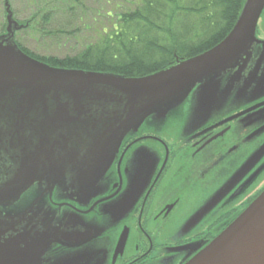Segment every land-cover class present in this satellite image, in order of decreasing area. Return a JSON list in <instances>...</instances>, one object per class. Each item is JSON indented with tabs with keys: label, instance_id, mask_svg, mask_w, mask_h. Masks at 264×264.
<instances>
[{
	"label": "flooded vegetation",
	"instance_id": "af4514ba",
	"mask_svg": "<svg viewBox=\"0 0 264 264\" xmlns=\"http://www.w3.org/2000/svg\"><path fill=\"white\" fill-rule=\"evenodd\" d=\"M255 35L220 78L225 102L199 110L196 86L127 133L91 183L60 159L21 168L1 152L0 264H186L201 252L264 190V9Z\"/></svg>",
	"mask_w": 264,
	"mask_h": 264
},
{
	"label": "water",
	"instance_id": "95a60500",
	"mask_svg": "<svg viewBox=\"0 0 264 264\" xmlns=\"http://www.w3.org/2000/svg\"><path fill=\"white\" fill-rule=\"evenodd\" d=\"M263 9L264 0H245L232 30L215 47L150 76L125 78L53 68L24 54L14 40L23 25L6 3L0 35V154L16 156L21 168L30 158L60 159L61 171L73 173L79 184L91 183L88 172L107 167L104 160L127 133L149 117L164 119L196 86L197 108H215L229 91H220L222 74L245 63L257 43ZM186 264H264V190Z\"/></svg>",
	"mask_w": 264,
	"mask_h": 264
},
{
	"label": "trees",
	"instance_id": "16d2710c",
	"mask_svg": "<svg viewBox=\"0 0 264 264\" xmlns=\"http://www.w3.org/2000/svg\"><path fill=\"white\" fill-rule=\"evenodd\" d=\"M86 1L57 0L54 3L51 0H33V4L28 6L34 12L30 19L21 22L7 5L13 19L23 25L24 29L18 32H25L32 22L35 25L48 23L53 12L73 16L79 10L78 22L85 27L88 22L84 12ZM116 1H123L129 8L121 10L118 4L104 0L107 8L112 7L105 12L106 22L97 29L95 39L85 43L72 56H35L21 46L17 34L15 41L24 54L53 68L142 78L218 45L232 30L245 0ZM6 3L4 0L0 35L6 28ZM58 33L64 34L63 31ZM62 38L68 40V37Z\"/></svg>",
	"mask_w": 264,
	"mask_h": 264
},
{
	"label": "rangeland",
	"instance_id": "374dc122",
	"mask_svg": "<svg viewBox=\"0 0 264 264\" xmlns=\"http://www.w3.org/2000/svg\"><path fill=\"white\" fill-rule=\"evenodd\" d=\"M51 1L55 3L57 0ZM110 1L111 4H118L121 10L129 8L123 1ZM103 3L104 0L86 1L84 12L86 13L88 22L85 27L78 22L80 16L79 10L74 13L73 16L65 14L64 12H53L51 20L48 23L40 22L35 25L32 22L29 29L25 28V32L17 31L18 41L24 49L35 56L54 58L72 56L82 48L85 43L87 44L95 39L97 29L106 22L105 12L112 9V7L107 8ZM7 4L16 15L19 22L30 19L31 14L34 12V9L32 10L30 6H28V4H33V0H7ZM4 10V0H0V25L4 20ZM58 31H63L64 34L58 35ZM48 32L49 34H47ZM53 35L54 37H50ZM55 35H57V37ZM62 37H68V40L65 41ZM230 94L231 91H228V94L223 95V102H225L227 96ZM216 101L217 100H215V102Z\"/></svg>",
	"mask_w": 264,
	"mask_h": 264
}]
</instances>
